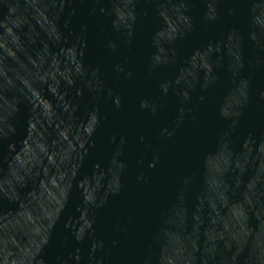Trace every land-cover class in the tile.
Returning <instances> with one entry per match:
<instances>
[{
	"label": "water",
	"instance_id": "1",
	"mask_svg": "<svg viewBox=\"0 0 264 264\" xmlns=\"http://www.w3.org/2000/svg\"><path fill=\"white\" fill-rule=\"evenodd\" d=\"M0 264H264V0H0Z\"/></svg>",
	"mask_w": 264,
	"mask_h": 264
}]
</instances>
